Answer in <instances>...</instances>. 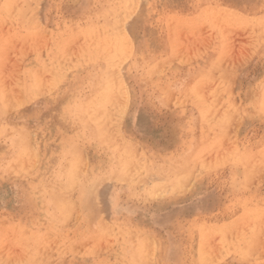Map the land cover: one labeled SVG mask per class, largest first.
Returning a JSON list of instances; mask_svg holds the SVG:
<instances>
[{"label": "rangeland", "instance_id": "obj_1", "mask_svg": "<svg viewBox=\"0 0 264 264\" xmlns=\"http://www.w3.org/2000/svg\"><path fill=\"white\" fill-rule=\"evenodd\" d=\"M140 1L143 2L142 5H139L140 10L137 11L138 7L135 6L141 3ZM140 1L133 2L123 22L124 28L128 29L123 31L126 54L140 52L139 54H142L144 58L148 56L146 58L148 60L153 50L158 64L152 74L145 73L147 65L142 66L143 75H140L134 72L133 64L129 69L131 62L129 59L124 62L121 71L122 76H125V83L129 87L127 94L128 98L130 96L129 106L135 102L139 104L140 109L129 112L130 117L126 120L123 129L128 136L135 137L138 150L141 148L150 150V152L159 150L167 154L168 152H182L183 147L188 146L191 151L198 153V156L190 164L192 169L189 171L193 176L191 175L192 178L188 182L189 186H186L189 190L182 193L181 196L187 194L186 199L191 198L190 201L193 204L195 201L199 202L197 199L204 194H212L215 201L212 204L206 203L208 209L205 210L206 214L203 217L208 218L207 221L209 218L216 217L213 220L216 223H211V226L213 228L218 226L222 231L219 233L211 227H207V230L203 232V237L199 238L197 231L193 230L197 224L193 223L196 220V215L192 209L185 221L180 216L179 220L173 223V230L163 228L160 231L162 243L164 240L170 247L174 238L176 240L183 238L182 245L184 243V245L192 247V262L264 264V163L260 165L264 159V152L262 154L254 152L258 157H261L259 159L252 150L256 145L264 144L263 124L253 123H262L264 118L263 89L261 90L260 87L257 89L264 79L248 78L249 71L264 70V58L260 56L264 52V48H260V44L264 42V19H262L264 17V0H253L254 2L252 0ZM67 7L66 3H60L58 0H0V118L14 114L18 116L17 120L19 121L18 124L12 125L4 120L0 121V264H123L114 235L107 234V237L100 228L96 229L98 224L109 220L108 213L104 211L105 207L109 211L104 200L109 191L106 196L103 194L102 198L101 194L104 192V188L97 189L98 192L95 190L94 193L99 195L97 198L90 195V198H86L82 205L73 207L74 202L71 204V201L68 200L69 195L73 193L74 196V189L46 186L45 181L38 177L41 168L45 170L46 177L52 176V163L57 157V131L53 126L43 125L42 121L49 119L50 108L47 105L52 101L50 98L61 94V92H55L51 97L45 95L47 99L44 101L37 99L29 101L27 99L18 103L23 94L21 84L25 78L24 70L36 65L35 57L38 55L45 57L46 53L56 45L65 58L70 60L65 63L67 66L81 61L79 56L85 45L84 38L77 35L70 42L65 39L66 32L58 31V27L66 21V16L71 17L67 12ZM250 7L257 8L258 11L252 14L248 11ZM21 8L29 9V13L25 17L17 14V10ZM133 9L135 10L133 11ZM132 12H136V14H132ZM229 14L233 17L231 18ZM238 15L239 18H237ZM244 16H248L247 19ZM55 39L56 43L53 42ZM58 39H60L59 42ZM111 48L113 50V47ZM100 49L101 47L96 44L94 48L89 41L87 47L89 52L100 55ZM200 71L212 72L215 76L212 75L207 79L200 78ZM40 77L45 81L49 77V73L42 72ZM115 98L119 101L120 97L116 96ZM216 98H221L219 105H216V109L220 107V112L216 111L215 105H213ZM62 102L64 100H57V103ZM40 103L47 105L40 107ZM221 104L222 106H220ZM199 105L205 108L202 116L198 114ZM181 106L183 108H180ZM218 112L221 114L219 115ZM137 114L142 118L143 126L137 120L135 121ZM151 114H155L156 119ZM29 115L32 118L30 119L32 129L38 131L42 138L26 139V137L20 136L16 137L11 145L7 140L9 135L15 130L23 129L20 122ZM233 116L235 119L232 118ZM183 122L185 123L182 124ZM232 122L234 125L231 124ZM215 123L223 124L224 131L221 133L222 135L214 139L211 138L210 126L213 127ZM31 140L32 144L29 143ZM203 140L206 141L202 142ZM224 140L226 144L222 143ZM35 143L38 144V147ZM221 143L224 144L222 147ZM227 143H229L227 146L229 148L225 147L228 145ZM83 144L86 146L87 143ZM249 146L252 147V157L254 155L257 158L253 157L248 164V166L250 165L249 173L245 177H241V180L238 178L237 182L233 184L231 181L233 177L228 174L230 168L226 165V163H232V160L228 159L230 153ZM198 147H204V150L201 151ZM43 148L44 150H42ZM262 148L264 151V147ZM33 152L36 153H34L36 157ZM88 154L90 162L94 163L96 158H92L93 151L91 149L88 150ZM30 155H33L34 161L29 158ZM66 157H69V154H66ZM255 159L260 160V163L259 161L257 163L262 168L261 170L254 161ZM244 161L248 162L247 159ZM254 163L258 166H253ZM204 164L211 168L214 167V172L209 173L214 174L208 176L209 178L200 185L195 184L193 179L196 177L206 179L205 175H200L202 174L201 165ZM256 171L258 172L256 173ZM252 172H254V176H251ZM24 174L26 175L24 176ZM40 180L43 182V188L39 187ZM145 180L143 183L148 186L141 184L143 185H140L141 188H149L152 185L150 177ZM32 183L34 184L32 185ZM248 184L250 185L248 186ZM50 199L52 200L50 201ZM87 199L91 200L88 205ZM180 200L181 198L177 199L178 204L174 206L176 209L185 205ZM136 203L142 204L139 200ZM147 210H150L149 206ZM101 211L103 212L101 213ZM70 213L73 216H70ZM110 214H112L111 211ZM231 214L236 215L233 219L234 222L227 221L225 218ZM87 215L93 216L95 222L88 224L86 222ZM26 220L29 222L25 223ZM243 222L244 225H242ZM76 224L79 229L77 235L75 232L72 234L76 229ZM255 224L257 226L259 224V226L257 227ZM11 225L12 227H10ZM235 228L237 229L235 230ZM179 234L183 235L178 236ZM216 236L219 238L217 239ZM96 237H99L100 243ZM110 239L113 242H110ZM90 243H93L94 247L90 246ZM63 244L65 248L62 247ZM70 245L73 250L69 248ZM94 249L96 251L98 249V251L96 252ZM106 250L109 251L106 252ZM78 252L79 254H77ZM89 253L91 255L87 256ZM163 253L164 251L147 252L141 254L139 259L147 257L145 263L142 262L143 264H152V262L167 264L170 260ZM94 254L96 257H92ZM97 258L99 259L97 260Z\"/></svg>", "mask_w": 264, "mask_h": 264}, {"label": "bare ground", "instance_id": "obj_2", "mask_svg": "<svg viewBox=\"0 0 264 264\" xmlns=\"http://www.w3.org/2000/svg\"><path fill=\"white\" fill-rule=\"evenodd\" d=\"M58 1L60 3H66L68 5L67 12L71 16V17L66 16V21L63 22L61 24V26L58 27V31L66 32L67 36H65V39L70 41V42L75 36L81 35L85 40V45H84V48H83V50L79 56L81 61H78L76 64H74L72 66H67L65 64L70 60L66 59L65 55L60 52V50L56 47V45H54L55 48L49 50V52L46 53L45 57H42L39 55L37 57H35L34 61H35L36 65L30 66L24 70L25 78H24V82H22V84H21V92L23 94H22L20 101H18V103L23 102L24 100H27V99L29 101L36 100V99L38 101H44L45 99H47L45 97V95H49L51 97L55 94V92H61V94L55 95L52 98H50V100H52V101L48 105L43 104V103L39 104L40 107L41 106L43 107V105H47L50 108L49 119H47L46 121H42V122H43V125L48 124L47 126H53L56 129L57 137H58V146H57V157L53 160V163H52V166H53L52 176L53 177L52 176L50 178L46 177V172L43 168H41L39 170L38 177H41V179L43 181H45L46 186L50 185V186H54V187H58V188L63 187V188L74 189V192H75L74 196L75 197L72 195L73 193L71 191L72 194L69 195V200L68 199L67 200L73 201V202L76 201V204H78V205H82L85 202L86 198H90L89 197L90 195H91V197L94 195L97 198L99 195H97V193L94 194L95 190L97 191V189L104 188V192L101 194V197L103 196V194L106 196V194L109 191V193L107 194V197H104L105 202L108 204L107 206L109 208V211L106 210L107 207H105L106 209L104 208L105 209L104 211L109 213V214L111 211L112 214H110V215H112V216L116 215V211L118 210L117 204L121 203L122 201H124L126 199H130V198H135V200L138 199L140 202H142L144 204L145 203L150 204L154 208V210H152V212H151L152 214L155 213L156 209L157 210L159 209V212L163 213L162 215L154 214V215H158V219L160 220L158 222L159 223L158 224L159 225L158 230L156 229L157 226H154L155 230L151 227L144 228L139 223H136L134 221L135 219L134 220L133 219H123L121 221V219H119V218H114L115 221H113L112 223L107 222V223L98 224L96 229L100 228L102 230V232L104 234H106L105 236H107V234L108 235H112V234L114 235V238L116 240V247L121 250V253L119 252L120 253L119 256L122 259L123 264H136L137 262H144L145 263V261L147 260L146 259L147 257L144 259H139L142 252H148V253H155L156 252L157 253L159 251H164L163 254H166V257L168 260H170L171 264H204V263H199L196 261L192 262V259H191L192 247L190 245L186 246V245H184V243L182 245L183 238H179V240H176V238H174V240H172L170 247H169L164 242V240L162 243V240H161L162 238L159 235L160 234L159 229L161 227H165L167 224L170 226L172 225V227H173L174 226L173 223L175 221L179 220L180 216L183 217L186 214H189L192 209L194 210V213L196 215L195 216L196 220H194L193 223L197 224V226L193 230L197 231V236L199 238L203 237V232L207 230V227H211L216 232H219V233L222 232L218 228V226H214L215 228H213L211 226L212 225L211 223H216V222H213V220L216 217L209 218L208 221H207L208 218L203 217L206 214L205 210L208 209L207 208L208 206H206V203L212 204V202L215 201L214 196L210 193H209L210 195L204 194V196L197 199V200H199V202L195 201V203L192 204V201L189 200L190 205H187V206L181 205L177 209L174 206L173 207L169 206L170 204H174V205L178 204L177 199L181 198L180 196L182 195V193H186L189 190V188H187L186 186H189L188 182L193 176L192 173L189 171L190 169H192V168H190V164L192 163L191 161H193L194 158L196 156H198V153L191 151V148L188 146L183 147L182 152L176 151L174 153L172 152L169 154H164L163 153L164 151L162 152L159 150H157V151L152 150L151 152H150V150H144L142 148L140 150H138L137 149L138 144H136V141L134 139L135 137L133 138L132 136H128L127 133L125 132V130L123 129V126L125 125L126 120L130 117L129 112L131 110H139L140 109L139 104H137L135 102L129 106V100L128 99H130V96H129L130 94L128 95L129 98L127 97V94L129 93V87L126 85L125 76L124 77L122 76V71H121L123 69L124 62L127 59H129L131 61L130 65H129V69H131V66L133 64L134 72L136 74H140V75H143L142 66L147 65V71L145 73L146 74H152L154 72V70L156 69L157 64H158L157 58L155 57V52L153 50H152V53L149 56L148 60H146V58L148 56L146 58H144V56L142 54H139L140 52H132L130 54L129 53L126 54L127 52H126V46L124 43V34H123V31L125 28H124L123 22H124L126 13L130 9L133 2L135 3L136 1H140V0H58ZM142 2L141 3L137 2L138 4H136L137 6H135L136 8L138 7L137 11L140 10L139 5H142ZM252 2H254V1L252 0ZM128 4H129V8H128ZM222 8H223V6H222ZM222 8H220V9H222ZM134 10L135 9H133V11ZM225 10H227V9H225ZM17 11H16L17 14L21 17H25L29 13L28 8H21V9H18ZM248 11L253 14V13H255V11L257 12L258 10H257V8L254 9V8L250 7V9H248ZM36 13H38V12H36ZM134 13L136 14V12H134ZM134 13L132 12V14H134ZM233 13H234V11H233ZM131 16H133V15H131ZM223 17H224V14H223ZM232 17L233 16H231V18ZM247 17H245V18L247 19ZM237 18H239V15ZM262 19H264V17ZM243 21H245V20H243ZM127 22H130V21H127ZM247 22H249V21H247ZM242 24H243V22H242ZM149 25H150V23H149ZM165 26H166V24H165ZM140 32L142 33V31H140ZM59 40L60 39H58V42H59ZM145 40H146V37H145ZM89 41L92 43L94 48H95V44L99 45L101 47V49H100L101 54L100 55H98L96 53L89 52L87 50ZM136 41H138V40H136ZM53 42L56 43L57 42L56 39ZM130 43H132V42L130 41ZM126 45H128V44L126 43ZM144 46H145V44H144ZM111 47H113V50ZM131 47H132V45H131ZM262 47L264 48V42L262 44H260V48H262ZM146 48H144V49L147 50ZM32 54H33V52H32ZM255 54H256V52H255ZM8 55H10V53ZM260 56L264 58V52L261 53ZM10 59L12 60V56ZM144 61H146V63H144ZM198 62H200V61H198ZM42 72H48L49 73V77L45 81H43V79L40 77V73H42ZM199 75H200L199 76L200 78L204 77V79H207L209 77L211 78V76L214 74H212V72L207 73L204 71H200ZM233 83H234V81H233ZM168 85H170V84H168ZM172 85H174V84H172ZM152 87H153V85H152ZM259 87L261 88V90L263 89L262 91L264 94V82L260 83L257 86V89ZM134 91H135V89H134ZM144 94H145V91H144ZM59 95H61V96L58 97ZM116 96L120 97L119 101H118V99L115 98ZM59 99L64 100V102L57 103V100H59ZM219 99H221V98H216L215 104H213V105H215V109L217 107L216 105H219L218 104ZM116 100H117V102H116ZM186 102H187V100H186ZM216 102H217V104H216ZM180 103H182V102H180ZM184 103H185V101H184ZM235 105H237V104H235ZM182 106L180 108H183ZM220 106H222V104ZM234 107H236V106H234ZM219 108L216 109V111L217 110L219 111ZM26 111H27V109H26ZM198 111H199L198 114L200 116H202V114L205 111L204 106L201 107L199 105ZM220 114L221 113H219V115ZM151 115H152V117H154V119H156L155 114H151ZM30 116L31 115H29V117L23 118L21 120L20 124L23 126V129L15 130L14 132H12L9 135L7 140L10 142L11 145H13V141L15 140V138L20 137V136L26 137V139H31V138H35V139L40 138L41 139L42 138V135L40 136V133L38 131H34L32 129L31 120H30L32 118H30ZM221 117H222V115H221ZM234 117L235 116H233L232 118L235 119ZM17 118H18V116L14 115V114L12 116L10 114H8V115H5L4 117L0 118V121L4 120V122H8L11 125L12 124H18L17 122H19V121L17 120ZM133 119H134V116H133ZM141 119L142 118H140V115H138V114L135 115V121L137 120L139 124L144 123ZM197 120H199V119L197 118ZM180 122H182V121H180ZM223 122H224V120H223ZM229 122H230V120H229ZM184 123L185 122H183L182 124H184ZM231 124H233V122ZM240 124H242V123H240ZM179 125H180V123H179ZM208 125H210V124L208 123ZM142 126H143V124H142ZM37 127H38V125H37ZM210 129L212 130L211 138L215 139L217 136L222 135L221 133H223V131H224V126H223V124L221 125L219 123H215L213 127L210 126ZM200 131H202V130H200ZM47 132H48V130H47ZM198 132H199V130H198ZM202 132H204V131H202ZM52 133H54V132H52ZM167 134H169V133H167ZM195 134H197V133H195ZM48 135H49V133H48ZM197 136H198V134H197ZM195 138H196V136H195ZM225 140L222 143L226 144ZM204 141H206V140H203L202 142H204ZM29 143L32 144V140ZM83 143H87L86 146H84ZM191 143H193V142H191ZM222 143H221V147L224 145ZM230 143H232V142H230ZM227 144L228 145H226L225 147L229 146V143H227ZM35 145H36V147H38L37 146L38 144L35 143ZM198 146H199V144H198ZM232 147H234V146H232ZM238 147H240V146H238ZM262 147H264V144L256 145L252 149L253 153L258 152V153L262 154L264 152ZM198 148L201 149V151L204 150V147H202V148L198 147ZM227 148H229V147H227ZM251 148L252 147L249 146L243 150H240V151L238 150V151H234V152L230 153V156L228 159L232 160V163L231 164L226 163V165L229 166V168H230L228 174H229V176L233 177V178H231L232 179L231 181L233 184L235 182H237L238 178L241 180V177H245L249 173V166L250 165L248 166V164H250V161L252 160L253 157L254 158L256 156L258 157V155H256L255 153H254V155H256V156L253 155V157H252ZM90 149L93 151V156L91 155L92 158H96V161L94 163L90 162V158H89L90 156L88 154V150H90ZM233 149H235V148H233ZM42 150H44V148ZM32 151H34V149H32ZM239 152H241V153H239ZM34 153L35 152H33V154ZM44 153H45V151H44ZM66 154H69V157H66ZM35 157H36V155H35ZM26 158H27V155H26ZM29 158L32 160L33 155H30ZM258 158L260 159L261 157H258ZM263 158H264V154H263ZM245 159H247L248 162H245L244 161ZM241 160H243V161H241ZM33 161H34V159H33ZM254 161H256V163H257V161H259V163H260V160H258V159H255ZM263 161H264V159H262V162L260 163V165H262L264 163ZM205 162H207V161H205ZM205 164L201 165L200 171H202V174H200V175H205L204 177L206 179H203V178L201 179V178L196 177L195 179H193V180H195V184L200 185L202 182L206 181L207 178H209L208 176H210V175L212 176L214 174V173L209 174L211 172H214V170H213L214 167L211 168V166L208 167V165H205ZM30 165H34V164H30ZM39 165H40V163H39ZM256 165H255V163L253 164V166H256ZM260 165L258 166L259 168H260ZM28 169H29V167H28ZM36 169H37V167H36ZM261 169L262 168H260V170ZM258 171H256V173ZM252 174L253 175H251V176H254V172H252ZM25 175L26 174H24V176ZM20 177H18V178H20ZM149 177L152 179V185L149 188H141V186H143L141 184L147 185L143 182H145L146 181L145 179H147ZM37 180H39V179H37ZM26 181H28V180H26ZM251 181H253V180H251ZM30 182H33V181L30 180ZM33 184L34 183H32V185ZM249 185L250 184H248V186ZM231 186H232V184H231ZM39 187H41V188L44 187L43 182L41 180L39 182ZM107 187H109L108 188L109 190L107 189ZM32 193H34V192H32ZM194 193H196V192L194 191ZM96 198L94 197L93 199L95 200ZM250 199H251V197L249 198V200ZM51 200L52 199H50V201ZM87 200L91 202V200H89V199H87ZM71 204H72V202H71ZM166 205H168L169 208H165V207H167ZM74 206H76L75 202L73 204V207ZM61 207H62V205H61ZM100 208H101V206H100ZM194 208L195 209L197 208L196 211ZM102 212L103 211H101V213ZM70 215H71V213H70ZM144 216H146V215H144ZM186 216H188V215H186ZM235 216H236L235 214H231V216L225 217V218L227 221L234 222L233 219ZM192 217H193V215H192ZM222 219H224V218H222ZM88 220H86V221H88ZM150 221H152V220H150ZM244 221L246 222V220H244ZM87 223H89V221ZM245 224H247V223H245ZM15 225H18V224H15ZM242 225H244V222ZM249 225H250V223H249ZM258 226H259V224H258ZM10 227H12V225ZM240 227L241 226H239V228ZM89 228H91V227H89ZM177 228L180 229L178 226H177ZM244 228H246V227H244ZM236 229L237 228H235V230ZM14 230H15V228H14ZM91 231L93 232V230H91ZM233 232H234V230H233ZM238 232H239V230H238ZM73 233H74V231H73ZM181 235H183V234H179L178 236H181ZM69 236H70V234H69ZM86 236H87V234H86ZM96 236H97V234H96ZM216 237H217V239L219 238L218 236H216ZM96 238L98 241L99 237H96ZM77 239H79V238H77ZM103 240H104V238H103ZM258 240H259V238H258ZM106 241H108V240H106ZM232 241H234V240H232ZM98 242L100 243V241H98ZM110 242H113V241L111 240ZM212 242H213V240H212ZM66 243H65V245H66ZM104 243L106 244V242H104ZM104 243H103V245H104ZM90 244H89L90 246L94 247L92 245L93 243H90ZM204 244H206V243H204ZM65 245L62 247L65 248ZM89 245H88V247H89ZM101 245H102V243H101ZM108 246H109V244H108ZM70 247H71V245L69 246V248ZM228 248L230 249L231 247L229 246ZM101 249H103V248H101ZM201 249H202V247H201ZM71 250H73V249H71ZM97 251H98V249H97ZM107 251H109V250H106V252ZM85 252H87V251H85ZM252 252H253V250H252ZM135 253H137V255L134 257L133 254H135ZM211 253L212 252H210V254ZM71 254H73V253L71 252ZM77 254H79V252ZM89 255H91V254L89 253L87 256H89ZM74 256H76V255H74ZM92 257H96L95 254ZM92 257L90 256V258H92ZM102 258H104V257L102 256ZM98 259L99 258H97V260ZM160 259H158L159 262H160ZM152 264H155V263L152 262Z\"/></svg>", "mask_w": 264, "mask_h": 264}, {"label": "crops", "instance_id": "obj_3", "mask_svg": "<svg viewBox=\"0 0 264 264\" xmlns=\"http://www.w3.org/2000/svg\"><path fill=\"white\" fill-rule=\"evenodd\" d=\"M248 78H252L253 80H259V79H264V70H252V71H249L248 72ZM171 117V116H170ZM172 119H174V118H172ZM253 123H255V124H257V125H262L263 124V126H264V118H263V120H262V123H258V122H253ZM170 152H168L167 154H169ZM187 194H184L183 196H181V200H180V202H182L183 204H185L186 206L187 205H190L189 203H190V199H186L187 198V196H186ZM134 198H130V199H126V200H124V201H122L121 203H118L117 204V206H118V210L116 211V215L115 216H112V215H110L109 213H108V218H109V220H107V221H105L104 223H107V222H109V223H111V222H113V221H115V219L114 218H119V219H121V221L123 220V219H135L134 221L136 222V223H139L142 227H144V228H146V227H151V228H153L154 230H155V227L154 226H157V230H158V222L160 221L159 219H158V215H154V214H160V215H162L163 213H160L159 212V209L157 210H155V213L154 214H152L151 212H152V210H154V208L150 205V204H144V203H142L141 205L140 204H137L136 202H133L134 200H133ZM73 200V199H72ZM131 201V202H130ZM186 201V202H185ZM71 202H73V201H71ZM75 202V205L76 206H78V204H76V201H74ZM90 202L88 201V203H87V205L89 204ZM106 203V202H105ZM105 206H107V203L105 204ZM150 207V210H147V207ZM167 207H165V208H169V206L170 207H173V206H175L174 204H170L169 206L168 205H166ZM144 209V210H143ZM145 214H144V213ZM150 212V213H149ZM122 215V216H121ZM144 215H146V216H144ZM186 215H188V216H186ZM185 216H183L182 217V219H183V221H185L186 220V218L187 217H189V214H186ZM70 216H73V215H70ZM68 217V216H67ZM113 217V218H112ZM111 218V219H110ZM140 218V219H139ZM89 219V220H88ZM113 219V220H112ZM149 219V220H148ZM75 220H76V223H77V217L75 216ZM87 220L89 221V223L88 224H91V223H94L95 222V220H94V217L93 216H88V218H87ZM112 220V221H111ZM143 220V221H142ZM150 220H152V221H150ZM27 221L29 222V220H26V223H27ZM88 221H86V222H88ZM149 221V222H148ZM108 223V224H109ZM148 223V224H147ZM75 234L77 235L78 234V226H77V224L75 225ZM163 228H167L168 230H173V227H172V225L170 226V225H166L165 227H161L160 229H159V232L163 229ZM156 230V231H157ZM157 233V232H156ZM72 234H74L73 232H72ZM119 252L121 253V250H119ZM119 253V254H120ZM145 253H147V252H142V254H145ZM137 255V253H135V254H133V256L135 257ZM170 262V261H169ZM167 263V264H171V262L170 263ZM137 264H143L142 262H137ZM148 264V263H147Z\"/></svg>", "mask_w": 264, "mask_h": 264}]
</instances>
